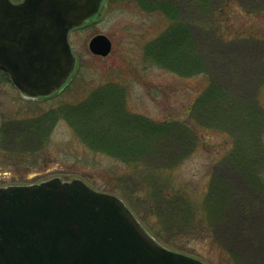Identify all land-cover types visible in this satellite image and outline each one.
I'll list each match as a JSON object with an SVG mask.
<instances>
[{
    "label": "rangeland",
    "instance_id": "374dc122",
    "mask_svg": "<svg viewBox=\"0 0 264 264\" xmlns=\"http://www.w3.org/2000/svg\"><path fill=\"white\" fill-rule=\"evenodd\" d=\"M140 2L107 0L102 18L70 33L79 67L54 101H15L10 82L0 74L8 96L1 107L5 117L22 110L34 122L59 108L49 131L21 133L4 143L12 150L0 154V189L58 178L78 179L104 192L134 188L129 177H135L139 191L132 197L140 214L128 208L163 246L207 264H264V0H151L154 7L176 8V24L190 28L194 39L193 49L182 44L186 47L167 60L147 51L171 20ZM98 34L113 43L105 58L89 48ZM191 52L202 67L181 75L173 59L196 62ZM109 85L122 90L110 93L109 102L120 96L129 115L171 123L173 132L163 140H153L156 132L150 131L138 161L94 150L61 113ZM145 181L162 190L151 191ZM170 193L171 202L183 204L181 228L172 227L173 207L154 199Z\"/></svg>",
    "mask_w": 264,
    "mask_h": 264
},
{
    "label": "water",
    "instance_id": "95a60500",
    "mask_svg": "<svg viewBox=\"0 0 264 264\" xmlns=\"http://www.w3.org/2000/svg\"><path fill=\"white\" fill-rule=\"evenodd\" d=\"M104 0H0V70L34 96L58 91L76 67L69 32ZM106 57L105 35L90 41ZM0 264H206L158 244L117 196L81 180L0 189Z\"/></svg>",
    "mask_w": 264,
    "mask_h": 264
},
{
    "label": "trees",
    "instance_id": "16d2710c",
    "mask_svg": "<svg viewBox=\"0 0 264 264\" xmlns=\"http://www.w3.org/2000/svg\"><path fill=\"white\" fill-rule=\"evenodd\" d=\"M140 5L143 7V9H145V7L149 8L148 12L164 11L172 23L171 27H169L166 31V34H163L159 39H157V41H154L149 46L147 55L154 58H161V60H167L171 54L177 55L182 48H185L186 46L191 48V43H193L194 39L192 35L190 36V28L188 29L185 24H176V8L165 5V9L173 10V12L168 13L161 5L154 7V4L151 2V0H141ZM151 6L154 7V9H152ZM173 13L175 15H173ZM182 44H186V46H183ZM189 47L188 51L190 49ZM189 55L195 57L198 60L195 62V59L193 58L187 62H184L173 59V61L178 64L177 69L175 70L181 75L187 73V69L196 71L194 69H200L202 67V65H200V57L196 55L194 56L193 52H191ZM179 62H182L180 64L182 68L179 67ZM172 64L174 65V63ZM113 91L122 93V90L118 91V88L116 90L113 85H109L93 92L90 98L85 99L82 103H80V105L78 104L79 106L75 105L70 107H62L61 113L64 117L68 118L74 130L82 138H84L87 141L86 143L89 144L94 150H102L109 155L118 157L121 161L123 160V162H132L135 160L138 161L137 157L143 156V152L146 150L145 148L141 147V144L142 142L148 141L150 139V131L155 130L156 132L153 140H163V137H166L173 132L170 127L171 123H155L142 116L129 115L122 104L120 96H117L113 101L110 100L109 102V96L111 95L110 93ZM89 107H91V110H89ZM103 107H108L109 109H104ZM84 109L87 111H84ZM90 111H92V114H90ZM53 119L54 118L52 116L44 117L40 122L31 124L30 127H32L34 130H37L39 133L40 131L47 132L50 122H52ZM146 137L147 140H143ZM150 141L151 140H149V142ZM106 148L111 150L108 149V151ZM129 179L134 182V188H130L128 186L129 189L126 187L124 190L122 187H116L113 190H104V192L113 193L119 196L121 195V197L129 204V206L132 209L134 208L136 211L138 206L135 208V204H137V202L135 203L132 194L139 191L136 189L138 188V182L135 177H133V179L129 177ZM147 180L148 176L146 178V181ZM146 181L145 184L148 185ZM149 188L151 191L162 190L161 187H157L155 184H152L149 186ZM153 193L154 192H151V195ZM157 195L158 194H154V199L157 204L160 202L165 203L167 207L170 205L173 207L172 215L174 221L172 223V227L175 229L181 228V223H183L185 220L182 214L183 204L180 203V206L176 204V202H180L179 199L173 200V202H171L173 199L172 193L164 197L165 201L163 198H157ZM136 212L139 213L138 211Z\"/></svg>",
    "mask_w": 264,
    "mask_h": 264
},
{
    "label": "flooded vegetation",
    "instance_id": "af4514ba",
    "mask_svg": "<svg viewBox=\"0 0 264 264\" xmlns=\"http://www.w3.org/2000/svg\"><path fill=\"white\" fill-rule=\"evenodd\" d=\"M20 2V1H18ZM0 74H3L4 77L6 79H8V81L10 82L11 87L13 88V90H9L11 93H15V95L12 94V97L14 98V100L16 101L17 99L21 100V101H25L29 103L32 102H41V103H48V102H52L54 101L56 98L59 97V92L55 93L53 95H50L48 97H36L34 95H30L26 92H23L21 89L17 88L12 80H11V76L9 73H5V72H1ZM0 97H2V101L3 104H0V154H4L5 151L11 152L10 150H12V148L10 146H5L4 143L8 141L12 142L14 141V138H18L19 136H22L21 133L26 134V133H36L38 132L37 130H34L32 127H29V125L33 124V123H29L30 119L28 120V117L23 113L22 110L19 111H13L12 114L8 115L5 117L2 114L1 111V107H3L8 101V96L5 90V87L3 89H1V85H0ZM5 98V101H4ZM12 102V101H11ZM55 108L52 111H47L45 113H43V118L44 117H48L50 115H52L55 112ZM33 119V118H32ZM19 123H22L24 125H17ZM7 125L8 129H7ZM29 128H28V127ZM23 127V128H22ZM33 129V130H32ZM16 136V137H12V136ZM8 155V154H7Z\"/></svg>",
    "mask_w": 264,
    "mask_h": 264
},
{
    "label": "bare ground",
    "instance_id": "6f19581e",
    "mask_svg": "<svg viewBox=\"0 0 264 264\" xmlns=\"http://www.w3.org/2000/svg\"><path fill=\"white\" fill-rule=\"evenodd\" d=\"M261 217H262V215H261Z\"/></svg>",
    "mask_w": 264,
    "mask_h": 264
}]
</instances>
